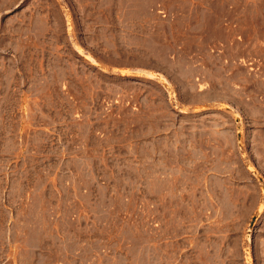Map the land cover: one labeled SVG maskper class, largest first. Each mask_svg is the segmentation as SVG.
Listing matches in <instances>:
<instances>
[{
    "label": "rangeland",
    "instance_id": "1",
    "mask_svg": "<svg viewBox=\"0 0 264 264\" xmlns=\"http://www.w3.org/2000/svg\"><path fill=\"white\" fill-rule=\"evenodd\" d=\"M0 264H264V0H0Z\"/></svg>",
    "mask_w": 264,
    "mask_h": 264
},
{
    "label": "crops",
    "instance_id": "2",
    "mask_svg": "<svg viewBox=\"0 0 264 264\" xmlns=\"http://www.w3.org/2000/svg\"><path fill=\"white\" fill-rule=\"evenodd\" d=\"M229 1H232V0H229ZM199 11H202V12H207L208 14H210V10H208V9H205V10H199ZM228 14H227V23L226 24H224V26H223V28L221 27V29H219V27L217 28L219 31H220V33H222L223 35L224 34H226V35H228V36H231L233 39H234V35H235V28H236V23H235V19L239 16V14H240V10L238 9V7H235V9H234V7L232 6V5H229L228 6ZM214 14V13H213ZM213 14H210V17H212L213 16ZM216 16V18H218L217 17V15H215ZM214 16V17H215ZM224 19L225 18H223V21H224ZM233 19V20H232ZM200 36H199V42H201V40H200ZM202 44V43H201ZM204 46H205V48H206V45H204L203 44V46L202 47H200V48H204ZM195 66V67H194ZM186 69H187V71L190 73L191 72V74H193V73H195V74H199V62H197V63H188V64H186ZM167 81L170 83V82H175L176 81V78L175 77H172L171 79H167ZM164 88H165V90L168 92V94H169V90H168V87H166L165 85H162Z\"/></svg>",
    "mask_w": 264,
    "mask_h": 264
},
{
    "label": "built area",
    "instance_id": "3",
    "mask_svg": "<svg viewBox=\"0 0 264 264\" xmlns=\"http://www.w3.org/2000/svg\"><path fill=\"white\" fill-rule=\"evenodd\" d=\"M157 13H158L159 15H161L162 18H165V17H166L164 11H162V10H160V9L157 10Z\"/></svg>",
    "mask_w": 264,
    "mask_h": 264
}]
</instances>
